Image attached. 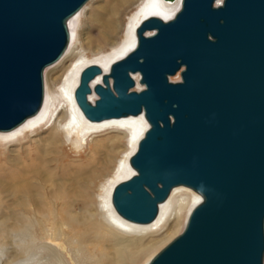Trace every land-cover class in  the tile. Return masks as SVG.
<instances>
[{
  "label": "water",
  "instance_id": "1",
  "mask_svg": "<svg viewBox=\"0 0 264 264\" xmlns=\"http://www.w3.org/2000/svg\"><path fill=\"white\" fill-rule=\"evenodd\" d=\"M88 1L0 0V131L40 110L43 70L63 55L68 19ZM101 73H80L83 115L143 113L148 123L129 159L134 173L113 188L117 213L148 223L174 187L201 195L146 264H264V0H181L171 19L140 23L92 103Z\"/></svg>",
  "mask_w": 264,
  "mask_h": 264
},
{
  "label": "bare ground",
  "instance_id": "2",
  "mask_svg": "<svg viewBox=\"0 0 264 264\" xmlns=\"http://www.w3.org/2000/svg\"><path fill=\"white\" fill-rule=\"evenodd\" d=\"M138 1L105 0L101 6L102 13L99 14L100 16H89L91 23L84 32L85 36L81 37L78 34V44L72 49H70L69 38L68 46L61 58L67 56L57 69L61 74L65 73L70 68L71 63L75 60L78 61L74 65L73 71L65 77L60 87L61 94L55 93L51 97L50 107L43 101L36 114L26 118L10 130L0 131V148L6 147L4 151L0 152V193L9 196L15 206L25 205L28 201L33 202L38 207L39 220L49 219L54 227L66 228V243L72 250L82 255L86 253L99 255L95 264H102L108 257V249L114 250V257L110 259V264L121 260L134 262L140 252L149 247L145 242L146 235L149 236L147 233L157 234L165 228L168 222L167 209L170 197L179 187H174L167 199L159 204L158 213L154 220L148 223H137L121 217L112 204V191L118 180L124 178L129 172H134L129 159L137 148L138 141L148 123L143 113L100 121L88 120L83 115L85 119L74 98L73 87L80 67L84 64L100 67L102 73L96 75L90 82L93 91L94 85L98 84L100 79L102 80V74L108 73L110 63L123 55L130 45L133 46V27L137 24L138 27L149 15L170 12L169 7L167 9L165 7L176 3L178 0H161L165 7L160 0H147L145 5L141 6L139 11L134 14L128 28L126 41L118 47L117 39H119L122 30L123 15ZM176 5H179V1ZM74 15L67 22L69 33L70 20L76 16ZM136 28L134 31L135 38ZM109 48L112 49L111 52L108 51L109 53L105 54ZM69 49L72 50L70 54H68ZM58 80L57 77L55 82ZM92 91L88 94L90 102L96 100V93ZM60 96H64L68 110L61 107L54 122L45 127L51 113L57 112L56 103L60 101ZM67 118L69 121L66 133L69 137L73 135L67 140L70 144H67L63 139L59 128V125ZM75 123H80V126L76 130H71L72 124ZM89 137L91 138L88 139ZM27 138L29 139L28 146L16 149V153H9L12 151L9 146ZM65 145H69L70 154L74 152V156H77L76 159L72 160L76 163L71 162L70 155L63 151ZM71 145L72 147H70ZM119 155L121 158L118 166L114 168L115 160ZM98 177H101L102 180L98 187L99 208L97 207V211L102 215V220H98V222L90 216L85 217V219H75L67 215V206L73 199V193L70 192L69 187H72L73 191L74 189L77 191L75 195L79 197L81 203L88 201L91 198L90 187ZM47 180L53 185L51 195L48 197L49 201L44 194V183ZM33 192H36V196L33 195ZM199 197L201 198L200 194ZM2 199L0 197V204L4 203ZM57 204L60 205V208L55 213L52 206ZM184 205V203L180 204L178 209L180 210ZM104 215H107L112 222L121 223L128 229H116L107 223ZM117 216L134 224H126ZM3 222V226L0 227V232L3 235L21 232L26 225L20 216L14 217L11 224H8L5 219ZM174 225L175 227L178 226L177 219H175ZM40 228L42 229V227ZM17 253L18 251L9 254L8 258ZM12 259H10L11 262Z\"/></svg>",
  "mask_w": 264,
  "mask_h": 264
},
{
  "label": "rangeland",
  "instance_id": "3",
  "mask_svg": "<svg viewBox=\"0 0 264 264\" xmlns=\"http://www.w3.org/2000/svg\"><path fill=\"white\" fill-rule=\"evenodd\" d=\"M146 1L147 0H139L131 9L127 11V13L123 15V21L121 24L122 30H121L119 39H117L118 41L116 40L118 43V47L123 45L124 42L126 41V38L128 35V28L130 26V23L132 22L133 16L136 12L139 11L141 6L145 5ZM178 1H179V5L175 6V4ZM178 1L172 5H168L167 7H165V5L160 0L162 5L166 9L169 7L170 12L168 13L160 12V13L152 14L149 16H157L164 20L171 19L175 15L177 10L179 9L180 0ZM104 2L105 0H89L75 14L76 16L74 15L75 17H73L70 20V25H69L70 26V49H72V47L78 44V40H77L78 34H80L81 37L85 36L84 32L88 28V25L91 23V19L89 18V16L91 15L93 17L100 16L99 14L102 13L101 6ZM172 6H175V7H172ZM137 25H135L132 29V35L134 37L133 46L130 45L129 49L123 55L114 59L110 63V65L113 62L124 57L129 51L133 49L135 42H136L134 31ZM111 50L112 49L109 48L107 52L105 51V54L111 52ZM71 51L72 50H70L68 54H70ZM64 58L63 57L60 58L56 62L46 66L43 70V85H44V100L43 101L46 102V105L48 107H50V104H51V97L55 93L61 94L60 87L65 77L73 71V67L78 61V60H75L73 63H71L70 68L65 73L61 74L58 71L57 67L63 62ZM89 65L91 64H84L82 67L78 69L76 83L73 87V92L76 86L78 85L80 72ZM110 65L108 67L107 72H109ZM57 77L59 80L58 82H55V79ZM134 79L136 81V85L132 89L139 90L142 87H144V85L142 84L140 85L138 82V79H140V76L138 74L134 75ZM170 79L172 80L180 79L179 72L171 76ZM98 83H102V80L100 79V82ZM95 95H96L95 99H97L98 95L97 94ZM92 103H94V101ZM56 106H57V112L53 111L51 113L48 121L46 122L45 127L51 125L54 122L61 107H63L65 110H68V106L66 105L64 96H60V101L56 103ZM68 121H69V118L65 119L62 122V124L59 125V128H60L63 139L66 141L67 144H70V142L67 140H69V138L72 137L73 135L69 137V135L66 133ZM79 126H80V123H77V124L75 123V124H72V127L70 129L76 130L77 127ZM147 127L148 126H146V128L144 129L141 137L143 136ZM90 138L91 137H89L88 139ZM28 145H29L28 138L25 140L19 141L14 145L9 146V148L12 149V151H10L9 153H12V154L16 153L15 151L16 149L20 147H26ZM70 147H72V145ZM5 148L6 147H1L0 152L4 151ZM135 150L133 151V153L135 152ZM63 151L70 155L69 159L71 160V162L76 163V161H72V160L76 159L77 156H74L75 155L74 152H72L71 154L69 153L70 151L69 145H65L63 147ZM120 158H121V155H119L118 158L115 160V164H114L115 167L113 166L114 168L118 166ZM133 173L134 172H129L124 178L118 180L116 184L122 180L129 178ZM101 180H102L101 177H98L97 179H95L94 183L90 187L91 198L88 201H84L82 203L79 197L75 195L77 191L74 189L75 191L74 192L72 190L73 188L69 187L70 192L73 193V199L71 200L70 204L67 206V215L75 219H85V217L90 216L95 221L102 220V215L97 211V207L99 208L98 196H97L99 193L98 187H99ZM44 184H45L44 194H45L47 201H49L48 197L51 195V190L53 188V185L50 183L49 180H47ZM33 195L36 196V192H33ZM0 197L1 199L3 198L2 201L4 202L0 204V227L3 226L4 219L5 221H7L8 224H11L14 221V217L16 216L22 217L24 221L26 222V225L23 228L24 230H22L21 232H17V233L12 232L6 235L1 234L0 232V264H95L96 260L99 259L98 258L99 255L95 253L93 254L86 253L87 255L86 254L82 255L79 252L77 251L75 252L74 250H72V248L66 243V237H67L66 228H62L60 226V229H58L54 227V225L51 223L49 219L39 220L40 218H39V213H38V207L33 202L28 201L25 205L15 206L12 199H10V197L7 196L6 194L1 192ZM200 201H201V198L199 197V194L197 192H194V190L190 188L179 186L178 189H176V191L170 197V201H169L168 209H167L168 210V222L165 228L160 233H157V234L147 233L149 236L146 235L145 237V242L148 244L149 247L145 249L144 251L142 250V252H140V254L138 255L137 259L134 262H131V261L128 262L127 260H126L127 262L126 261L123 262L121 260L119 262L116 261L111 264H146L148 260L155 253H157L161 248H163L167 243H169L176 235H178L182 231L190 210ZM183 203L185 204L184 207L179 210L178 206ZM47 205L51 206L50 204H47ZM59 208H60V205L58 204L55 205L54 207L52 206V210H54L55 213ZM117 217L120 218V220H122L126 224H129V225L134 224V223H131V222H128L122 219L119 216ZM104 219L107 221V223H109L111 226L115 227L118 230H122L123 228L128 229L121 223L112 222L107 215H104ZM175 219H177L178 221V226L176 227L175 225L173 226ZM40 227H42V229ZM16 251H18V253L15 254L16 256L14 255L15 257L12 256L8 258L9 254H14L16 253ZM108 251H109L108 257L102 262V264H110L109 263L110 259L114 257L113 256L114 250L108 249ZM10 259H12V262Z\"/></svg>",
  "mask_w": 264,
  "mask_h": 264
}]
</instances>
